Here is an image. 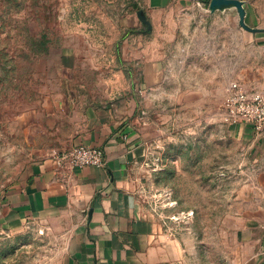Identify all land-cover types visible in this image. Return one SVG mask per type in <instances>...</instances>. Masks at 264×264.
<instances>
[{
    "label": "rangeland",
    "instance_id": "obj_1",
    "mask_svg": "<svg viewBox=\"0 0 264 264\" xmlns=\"http://www.w3.org/2000/svg\"><path fill=\"white\" fill-rule=\"evenodd\" d=\"M210 7L174 4L148 32L134 0H0V206L34 159L26 117L73 94L132 126L139 200L179 264H240L247 231L264 225V153L224 122L223 104L234 82L264 91V50L248 49L234 10ZM150 59L164 63L153 85ZM38 235L0 228V264L43 263L56 243Z\"/></svg>",
    "mask_w": 264,
    "mask_h": 264
},
{
    "label": "crops",
    "instance_id": "obj_2",
    "mask_svg": "<svg viewBox=\"0 0 264 264\" xmlns=\"http://www.w3.org/2000/svg\"><path fill=\"white\" fill-rule=\"evenodd\" d=\"M205 1L134 3L150 19L174 4L188 10ZM239 1L245 3L246 24L258 30H243L247 39L251 36L248 49L264 50V0ZM234 12L229 16L238 21ZM163 65L158 59L145 63L148 85L163 81ZM75 99L73 94L48 99L26 117L34 159L0 206L1 230L10 239L33 230L39 238L55 241L41 264H179L182 251L178 243L139 200L133 168L140 150L132 126L114 109ZM230 127L238 138L253 142L264 153V132L243 124ZM80 145L103 149L106 166L60 169L53 154ZM247 232L240 264H264V225Z\"/></svg>",
    "mask_w": 264,
    "mask_h": 264
},
{
    "label": "built area",
    "instance_id": "obj_3",
    "mask_svg": "<svg viewBox=\"0 0 264 264\" xmlns=\"http://www.w3.org/2000/svg\"><path fill=\"white\" fill-rule=\"evenodd\" d=\"M223 120L229 126H252L257 133L264 132V95L234 82L227 90L223 104ZM53 158L60 169H83L106 166L105 151L101 148L80 145L70 151L54 153Z\"/></svg>",
    "mask_w": 264,
    "mask_h": 264
},
{
    "label": "water",
    "instance_id": "obj_4",
    "mask_svg": "<svg viewBox=\"0 0 264 264\" xmlns=\"http://www.w3.org/2000/svg\"><path fill=\"white\" fill-rule=\"evenodd\" d=\"M212 12H216L217 10H227L231 9L238 13L240 26L249 32L256 33L258 30L252 29L249 27L245 20H246V9H245V3L239 0H211V7ZM138 17L141 20L143 26L146 28V31L151 30V24L150 21L145 14L144 10H140L138 12Z\"/></svg>",
    "mask_w": 264,
    "mask_h": 264
},
{
    "label": "trees",
    "instance_id": "obj_5",
    "mask_svg": "<svg viewBox=\"0 0 264 264\" xmlns=\"http://www.w3.org/2000/svg\"><path fill=\"white\" fill-rule=\"evenodd\" d=\"M135 7H136V9H138V10L140 9L136 4H135Z\"/></svg>",
    "mask_w": 264,
    "mask_h": 264
}]
</instances>
